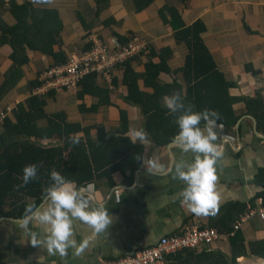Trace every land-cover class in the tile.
<instances>
[{
	"label": "crops",
	"instance_id": "1",
	"mask_svg": "<svg viewBox=\"0 0 264 264\" xmlns=\"http://www.w3.org/2000/svg\"><path fill=\"white\" fill-rule=\"evenodd\" d=\"M15 1L20 3L24 0ZM26 1L37 8L58 11L62 30L54 52L61 57L53 58L39 51H26L28 61L21 67L22 77L6 94L0 106V112L6 111L5 117L14 119L11 110L18 103L25 104L26 99L33 94L32 83L45 68L53 62L66 60L72 54L85 51L91 45L92 36L108 40L110 37L120 39L134 34L145 41L148 52L129 63L130 68L139 75L145 71L147 61H159L149 54V48L155 53L164 48L170 49V54L165 58L170 72H160L155 83L161 85L176 81L183 95V75L181 71H175L183 66L187 48L182 42H176L171 27L162 21L158 12L163 6L170 5L177 9L185 26L197 20L202 22V42L218 71L234 84L229 89V95L239 98L232 105V111L239 117L236 123L239 121L238 129L241 130L237 131V137L236 123L231 129L215 124L217 139L214 143L222 153L215 164L219 211L215 216H196L178 196L184 183L173 179L167 171L175 161L191 162L193 153H184L173 141L165 146L155 144L144 130L145 119L141 108L125 99L127 90L123 84L122 68L116 71L111 86L100 79L97 81L98 85L110 90L111 105L101 106L96 113L79 111L80 103L89 107L96 99L85 96L80 101L76 96L77 91L61 92L54 96L48 93L41 95L46 101V114L62 111L69 122L80 123L84 127L102 126L106 132H113L119 127V111H125L128 119L126 136L131 139L132 129H143L146 133L144 141L136 142L143 145L144 163L137 169L124 166L123 170L115 171L109 177L95 178L84 186H76L72 182L90 207L104 205L113 217L112 224L104 234H96L79 221L74 224L75 239L78 242L83 239L89 241V246L80 256H75L71 248L63 257L59 254L49 255L46 249L32 246L25 230L19 226L20 221L4 219L0 221V264H40L39 256L44 257L42 264H100L104 259L133 254L155 243L163 235L180 232L187 224L208 225L218 222L222 217V207L232 202L250 204L251 199L262 190L255 176L258 169L264 168V127L257 128L256 118L248 114L242 99L258 95L264 109V0H154L139 12L135 10L134 0H106L99 5L100 10L95 0H53L51 4ZM0 17L7 25L13 24L12 17L1 8ZM10 52L9 46L0 47V84L12 63L8 58ZM137 83L140 90L152 91V88L144 86L143 78H139ZM253 121L259 135L253 130ZM38 123L43 127L46 120ZM90 133L94 136L95 130ZM54 137L51 141L55 140ZM48 141L43 140L42 143ZM151 159L161 165V169L155 173L147 170V161ZM259 199L260 196L255 197V206ZM254 219L257 218L245 222L238 230L244 238L247 253L237 257L234 264H252L257 257L250 253L249 242L264 237V222H251ZM28 228L37 234L42 232L39 225L30 223ZM224 238L226 243L219 247L218 243ZM224 238L217 240L210 248L219 249L229 256V238Z\"/></svg>",
	"mask_w": 264,
	"mask_h": 264
},
{
	"label": "trees",
	"instance_id": "2",
	"mask_svg": "<svg viewBox=\"0 0 264 264\" xmlns=\"http://www.w3.org/2000/svg\"><path fill=\"white\" fill-rule=\"evenodd\" d=\"M105 1L95 0L98 10H100L99 5ZM153 1L134 0L136 12L145 9ZM0 8L13 19V24L7 25L0 17V47L5 45L10 47L8 58L12 62L0 84L1 106L6 94L22 77L21 67L28 61L27 50L39 51L53 58L61 57L54 52V46L60 41L62 22L57 10L37 8L26 0L20 3L15 0L8 2L0 0ZM158 12L162 21L171 27L176 42H182L187 48L183 66L175 71H181L183 75L184 103L191 104L193 110L197 112L205 108L215 110L219 114L216 124L231 129L239 118L233 114L232 105L239 98L229 95V89L234 87V84L227 81L218 71L202 42L200 36L204 31L202 22L197 20L185 26L177 9L170 5L163 6ZM134 36L130 34L121 37L119 42L123 45ZM90 46L89 44L87 49ZM149 51V54L159 61L157 63L147 61L142 74L139 75L130 68L131 61L122 68L123 84L127 90L125 99L141 108L145 119L144 130L156 145L165 146L173 141L179 131L175 123L179 112L171 114L164 105L163 97L173 92L180 93L181 88L176 81L161 85L155 83L160 72H170L165 59L170 54V49L164 48L159 53H155L149 48ZM65 62L66 60H59L48 67ZM139 78H143L146 88H152L151 92L138 88ZM98 80L95 74H88L79 83L76 95L78 100L82 101L85 96L96 99L89 107L80 103L78 106L80 112L96 113L101 106L111 105L110 90L98 85ZM38 85L37 78L32 83V88L35 89ZM48 94L54 96L58 93ZM242 100L248 114L256 118L257 128L264 127V109L260 97L257 95ZM45 102L43 96L31 94L25 104L18 103L11 110L14 119L10 117L3 119L0 130V217L22 218L26 204L34 203L38 206L45 197L43 188L52 183L50 179L52 169L59 172L66 180L74 182L76 186H84L95 178L109 177L115 171L123 170L124 166L137 169L142 163L135 157L137 154L143 156V145L133 144L126 136L128 119L125 111H119V127L113 132H106L102 126L84 127L80 123L69 122L62 111L46 114ZM41 120H46V125L43 127L38 123ZM200 127H204L203 121ZM92 130H95L94 136H91ZM76 133L82 134L83 138L79 144H72L68 137ZM52 136H55L53 141H51ZM43 140L50 141L44 144ZM26 164L38 166V178L30 181L25 187L17 188L16 186L22 183V169ZM255 179L256 183L262 186V190L256 196L261 197L264 205V168L257 170ZM255 197L251 199L250 204L232 202L222 207L220 209L222 217L217 220L218 222H211L208 225L199 224L200 227H214L222 233L231 231L232 224L239 214L255 206ZM228 238L231 246L229 256L219 249L207 247L199 252L185 249L166 255V264H234L237 257L247 253L246 245L238 230ZM249 249L254 255L264 256V237L250 241Z\"/></svg>",
	"mask_w": 264,
	"mask_h": 264
},
{
	"label": "clouds",
	"instance_id": "3",
	"mask_svg": "<svg viewBox=\"0 0 264 264\" xmlns=\"http://www.w3.org/2000/svg\"><path fill=\"white\" fill-rule=\"evenodd\" d=\"M34 3L51 4L53 0H33ZM164 104L171 114L179 115L175 118L179 131L173 138L175 143L184 153L192 152L191 162L184 160L175 161L167 171L173 179L180 180L184 187L178 193L188 209L196 216H215L219 211V196L215 190L217 180L215 164L222 155L218 146L214 143L217 139L214 126L219 118L218 112L210 109L194 111L191 104H185L179 92L163 97ZM201 121L204 127L201 128ZM82 134H70L68 139L72 144H79ZM146 133L143 129H132L131 140L135 144L137 140L144 141ZM137 160L144 163V158L137 154ZM149 173H155L161 169V165L155 160L147 161ZM36 164H26L22 169V183L17 188L25 187L30 181L37 179ZM52 183L43 188L46 196L45 202L37 207L34 203L25 205L23 217L19 226L23 228L32 246L46 249L49 255L59 254L66 256L68 249H73L75 256H80L89 246V241L75 239L74 224H81L93 230L96 234H104L113 222L104 205L90 207L78 192L71 181L66 180L55 169L50 171ZM32 223L39 225L42 232L37 234L28 228ZM44 257L39 256L42 264ZM252 264H264V256H257Z\"/></svg>",
	"mask_w": 264,
	"mask_h": 264
},
{
	"label": "built area",
	"instance_id": "4",
	"mask_svg": "<svg viewBox=\"0 0 264 264\" xmlns=\"http://www.w3.org/2000/svg\"><path fill=\"white\" fill-rule=\"evenodd\" d=\"M90 42L91 46L87 50L70 55L65 63L45 68L38 76L39 85L32 91L33 94L76 92L79 83L88 74H95L97 79L111 86L116 71L134 57L146 53L147 49V43L135 36L123 45L116 37L105 40L92 36ZM5 112H0V123L5 118ZM252 218L264 222L262 199H259L256 206L239 214L232 224L231 231L222 233L214 227H200L197 223L187 224L180 232L164 235L155 243L133 254L104 259L100 264H166V255L185 249L210 248L215 241L233 235Z\"/></svg>",
	"mask_w": 264,
	"mask_h": 264
},
{
	"label": "water",
	"instance_id": "5",
	"mask_svg": "<svg viewBox=\"0 0 264 264\" xmlns=\"http://www.w3.org/2000/svg\"><path fill=\"white\" fill-rule=\"evenodd\" d=\"M253 122L255 124L254 127H253V130H254L255 134L259 135L257 133V130H256V123H255V121H253ZM238 124H239V121L236 123V126H235V128H236V130H235L236 131V134H237V131H238ZM237 137H238V134H237ZM238 144H240V143L238 142ZM45 199H46V196L42 199V201L39 203V205L37 207H39L45 201ZM4 219H6V220H13V221H20L22 218H9V217H4V216H1L0 217V221L1 220H4Z\"/></svg>",
	"mask_w": 264,
	"mask_h": 264
},
{
	"label": "rangeland",
	"instance_id": "6",
	"mask_svg": "<svg viewBox=\"0 0 264 264\" xmlns=\"http://www.w3.org/2000/svg\"><path fill=\"white\" fill-rule=\"evenodd\" d=\"M4 108H5V107H4ZM253 221L260 222V220H258V219H254V220H252L251 222H253ZM221 238H224V237H221ZM221 238H220V239H221ZM220 239H218V241H219ZM226 241H227V240H226L225 238H224V239H221V241L218 243V246H219V247L222 246L224 243H226ZM215 242H216V241H215ZM215 242H214V243H215ZM214 243H213V244H214Z\"/></svg>",
	"mask_w": 264,
	"mask_h": 264
}]
</instances>
